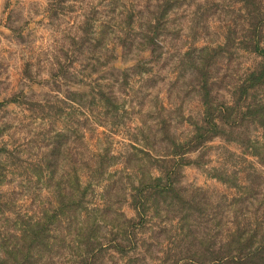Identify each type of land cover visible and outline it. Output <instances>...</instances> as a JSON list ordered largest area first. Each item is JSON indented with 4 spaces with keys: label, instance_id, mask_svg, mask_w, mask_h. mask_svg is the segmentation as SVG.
<instances>
[{
    "label": "trees",
    "instance_id": "16d2710c",
    "mask_svg": "<svg viewBox=\"0 0 264 264\" xmlns=\"http://www.w3.org/2000/svg\"><path fill=\"white\" fill-rule=\"evenodd\" d=\"M77 1L48 0L41 21L58 26L65 7ZM139 2L138 10L123 16V29L108 52L111 59L102 66L95 62L85 80L71 67L76 59L93 58L106 33L105 26L96 27L94 12L86 11L81 32L59 45L62 58L59 46L51 51L56 61L47 78L32 75L26 65L30 85L50 86L57 96L31 89L30 95L20 91L0 102L4 110L9 104L39 109L49 122L36 141L35 160L27 165L17 161L0 131V264H264V0ZM186 13L193 16L191 42L177 50L176 75L166 91L198 99L202 110L184 116L191 128L185 139L172 131L167 116L175 110L163 103L156 104V125L135 129L133 122H123L127 109L102 81L115 79L125 91L134 75L153 73L164 43L176 37L172 20ZM201 20L205 31L198 35ZM211 22L223 28L221 39L196 46ZM8 27L23 41V28ZM182 109L180 104L181 116ZM97 125L127 128L129 144L110 161L87 148L86 133ZM217 140L222 146L215 148ZM228 144L237 145L242 155ZM217 148L232 166L227 156L226 163L210 166L209 155ZM117 165L123 168L108 180L104 204L92 206L93 178L102 183ZM187 166L234 193L187 183ZM16 167L23 168L26 180L12 177ZM124 172L129 194L123 202L132 217L122 211L121 200L111 198L126 183ZM24 182L40 187L23 194L26 210L19 204Z\"/></svg>",
    "mask_w": 264,
    "mask_h": 264
},
{
    "label": "rangeland",
    "instance_id": "374dc122",
    "mask_svg": "<svg viewBox=\"0 0 264 264\" xmlns=\"http://www.w3.org/2000/svg\"><path fill=\"white\" fill-rule=\"evenodd\" d=\"M47 5L48 0H0V102L20 91H25L30 95L31 89L36 92L40 90L48 91L54 99L57 93L50 86L40 83L30 85L25 73L26 65H30L32 75L41 74V78H47L48 72L53 68L54 62L56 61V59L52 58L51 51L59 45H62L65 42L64 38H68L69 34L74 35L77 32H81V23L84 19V14L86 12H94L93 20L96 22V27L99 26L102 28L105 26L106 29L105 37L99 46L101 49L96 52L93 58L83 59V62L76 59L71 67V69L78 72V80H85L84 76L93 70L95 62L102 66L108 59H111L108 52H112L113 43L117 42L115 36L123 29V16L131 10H138L142 6L139 0H78L73 5V8H68V5L65 7L66 14H63L64 12L61 13L62 17L57 23L58 26L49 27L48 21H41L42 14L44 15L43 10ZM10 12L12 13V18L9 21L8 16ZM192 18L193 16L191 14L188 16L186 13L172 20L173 24L170 26L171 30H174L176 37L164 43V47L161 49L163 57L153 73L143 76L134 75L130 79V84L125 91H123L125 87L115 79L108 78L102 81L106 83L107 90L116 94L123 103L124 108L127 109L124 123L129 124L133 122V128L144 127L147 130L148 126L156 125L159 122L160 110L156 107V104L163 103L166 107L169 108L171 106V109L173 111L175 110L171 117L167 116V121L170 123L172 131L177 137L179 139H185L190 135L191 128L185 121L184 116L187 117L190 114L196 116L202 110L199 100L195 98L191 100V97H186L183 100L178 98L174 93L170 95L172 91L167 92L166 89L170 87V82L176 75L175 67L178 60L175 57L177 56V50L181 46H184V44L191 42L188 36L192 31V24L189 22ZM215 23L211 22L209 32L206 35L204 33V38L200 39L196 43V46H202L206 42H212V40H216L217 42L221 39L223 28L220 27L221 25L219 23ZM8 24L23 28L25 35L23 41L11 33ZM202 26L203 22L201 20V27H198L199 29L197 30L198 35L203 34L202 30L204 29H201ZM99 27L97 28L98 36H100L101 32ZM178 32L179 34L177 35ZM136 45L138 44H135L134 47ZM59 48L60 46L58 50ZM186 49L187 47H183L182 50L185 51ZM58 55L62 58L63 53L61 50L58 51ZM74 58L72 57V60L67 64L70 65L74 61ZM161 88L164 89L157 97V92ZM180 104L183 106L181 111L182 116L178 111ZM40 116L41 112L39 109L32 112L25 105L9 104L6 110L0 108V131L3 130L4 132L2 140L8 142L9 148L19 156V160L17 161L20 163L27 160L24 162L27 165L32 160H35L34 157L38 152L36 141L40 139L41 132L49 126V122L43 120ZM93 123L96 125L98 121L93 120ZM126 129L124 127L111 129L97 125L94 132L86 133L85 141L87 148L95 154L105 155L106 160L110 161L109 156H118L125 149V146L129 144ZM148 134L150 135V133ZM221 144V141L217 140L214 146L215 148L220 147L222 146ZM226 147L230 151L240 156L242 155V151L237 145L228 144ZM140 156H142L141 153L139 154ZM224 156H227V161L231 160V162L226 163ZM209 157L211 160L210 166H219L223 163L229 166L233 165V160L228 154L223 155V150H219L218 148L217 152L215 149L210 153ZM246 158L249 161L253 159L250 156H246ZM240 163L243 165L248 164L245 162ZM122 168V165L110 167L106 174L107 180H104L102 183H98L99 177L95 176L93 178L94 192L92 206H101L104 204L102 196L104 188L109 182L108 180L112 176L120 173ZM183 172L184 181L187 183L214 187L229 194L234 193L233 190L209 178L206 173L195 167L187 166ZM22 176L26 180L27 177H25L23 168L18 169L16 167L13 169V178L21 179ZM124 181L126 183L119 186L113 192V197L111 198L121 200L124 205L122 211L127 216L132 217L134 212L130 207L125 205V200L123 202L129 189L128 185H126L129 182L126 172H124ZM39 188V186L28 185V183L24 182L23 189H21L22 193L19 196L21 197V194H27L28 192L38 191ZM24 200H26V195H23V201L20 200L19 204L26 210L27 206H29V201L24 202Z\"/></svg>",
    "mask_w": 264,
    "mask_h": 264
}]
</instances>
